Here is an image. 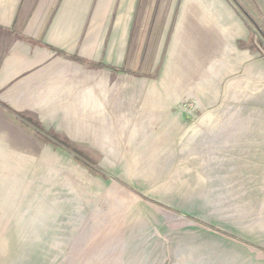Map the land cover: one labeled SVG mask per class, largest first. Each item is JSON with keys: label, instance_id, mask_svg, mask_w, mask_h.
I'll return each mask as SVG.
<instances>
[{"label": "rangeland", "instance_id": "rangeland-1", "mask_svg": "<svg viewBox=\"0 0 264 264\" xmlns=\"http://www.w3.org/2000/svg\"><path fill=\"white\" fill-rule=\"evenodd\" d=\"M60 1L30 14L41 43L0 26V163L42 184L40 233L27 217L0 234V264H263L264 199L239 152L264 115V0H223L241 37L207 57L192 28L162 40L118 3L116 58L98 8L47 41Z\"/></svg>", "mask_w": 264, "mask_h": 264}, {"label": "crops", "instance_id": "crops-1", "mask_svg": "<svg viewBox=\"0 0 264 264\" xmlns=\"http://www.w3.org/2000/svg\"><path fill=\"white\" fill-rule=\"evenodd\" d=\"M56 1L58 0H0V26L10 27V31L14 30L15 35L22 41L41 43L44 33L40 31V22L29 21L30 14L32 11L38 12L33 16L34 19L45 20L49 12L54 10ZM222 2L223 0H61L58 13L47 33V41L66 32L73 37L81 35L90 12L98 8L100 20L102 18V30L97 43H101L104 58H116V6L120 4L121 10H135L139 4L140 9L146 12V19L151 18L150 27L162 28V40L179 43L184 39L185 28L190 27L194 36L192 41L201 44L198 46V53L207 57L206 53L211 52L213 48L217 50L218 46V49H222L224 40L233 43L241 37V29L235 26L234 22L230 23V12L227 13L226 5ZM29 26L33 29L30 30ZM172 27L173 29H170ZM105 43H108L106 50L103 49ZM45 46L51 51H58L56 48ZM90 51L89 49L88 52ZM244 107L246 112L250 108H259L260 105L257 106L253 101L246 103ZM254 121L260 125L254 132L249 131L245 138L242 137L245 139V145L241 142L242 151L239 153L240 170L246 169L249 177L248 193L258 200L264 199V115H257V120ZM16 162L15 165H9L8 161L0 163V218L3 217L11 223L8 230L0 228V234H11L14 239L15 235L25 232L27 217L33 222V234L36 235L40 231L35 228L40 218L38 214L42 188L40 181H29L26 177L25 170L29 171L31 168L26 167L23 160L20 164L18 160ZM254 185L257 186L256 190ZM261 259L264 264V254Z\"/></svg>", "mask_w": 264, "mask_h": 264}, {"label": "trees", "instance_id": "trees-1", "mask_svg": "<svg viewBox=\"0 0 264 264\" xmlns=\"http://www.w3.org/2000/svg\"><path fill=\"white\" fill-rule=\"evenodd\" d=\"M73 151H74L76 154H78V155H82V154H81V151H79L78 149H75V148H74Z\"/></svg>", "mask_w": 264, "mask_h": 264}]
</instances>
